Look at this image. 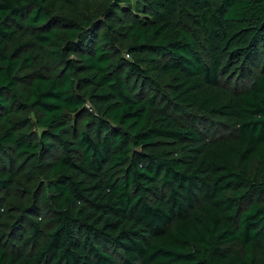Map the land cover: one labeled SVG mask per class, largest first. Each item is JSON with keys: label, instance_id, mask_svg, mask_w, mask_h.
<instances>
[{"label": "trees", "instance_id": "16d2710c", "mask_svg": "<svg viewBox=\"0 0 264 264\" xmlns=\"http://www.w3.org/2000/svg\"><path fill=\"white\" fill-rule=\"evenodd\" d=\"M0 264H264V0H0Z\"/></svg>", "mask_w": 264, "mask_h": 264}]
</instances>
